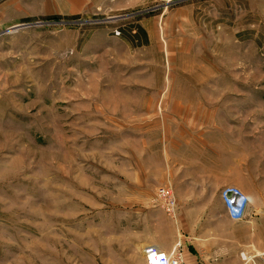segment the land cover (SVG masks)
I'll return each mask as SVG.
<instances>
[{
    "label": "rangeland",
    "instance_id": "1",
    "mask_svg": "<svg viewBox=\"0 0 264 264\" xmlns=\"http://www.w3.org/2000/svg\"><path fill=\"white\" fill-rule=\"evenodd\" d=\"M180 5L192 13L182 43L160 28L147 43L140 22L162 10L138 7L12 10L0 26V264L143 262L158 233L142 196L169 184L140 182L139 158L165 146V117L204 106L228 133L201 142L236 150L254 202L241 220L203 221L217 231L197 239L264 250V0ZM166 215L175 224L177 203Z\"/></svg>",
    "mask_w": 264,
    "mask_h": 264
},
{
    "label": "crops",
    "instance_id": "2",
    "mask_svg": "<svg viewBox=\"0 0 264 264\" xmlns=\"http://www.w3.org/2000/svg\"><path fill=\"white\" fill-rule=\"evenodd\" d=\"M48 1L52 3L56 1L60 4L56 13H50L52 9L48 8ZM154 2L155 0H3L0 3V26L6 25L10 20L12 10L24 15L27 12L76 15L82 11H123L137 7L142 9ZM161 10L158 14L149 17L147 21L140 22L141 33L145 36L147 43L157 42V28L164 29V44L174 42L170 38L174 29L180 31V35L176 37V43L184 42L187 36L182 30L192 19L189 6L175 5ZM168 53L171 54V51ZM204 108L200 110L198 107L191 111L188 109V112H180L179 119L165 117L162 120L164 123L162 135L167 139L165 146L148 149L150 155L155 156L153 159L139 158V181L143 180V175L148 176L150 173V178H157L158 184L171 185L177 203L175 224H171L165 211L156 202L155 194L147 198H144L145 195L142 196L151 212V223L153 221L151 226L158 233V238L150 239L148 244H154L165 252H169L177 244L180 245L186 264H257L255 259L250 258L253 255L251 245L214 244L212 241L203 243V240L197 239V234L205 230L199 226L203 221L218 220L226 225L231 219L226 214L219 195L220 190L229 185L239 188L247 187L245 178L235 174L242 168L241 160L237 159L234 148H206L205 143L201 142L202 138L211 140L213 133H228L220 130L217 123L213 124L214 127L212 126L214 122L211 121L215 116L212 112L211 115L207 113ZM185 124L186 127L183 126ZM199 124H204V129H201V125L199 128ZM148 160H151V163ZM146 161L149 165L145 163ZM133 166L135 167V164ZM133 175L135 178V171ZM246 194L249 196L246 211L248 215L250 209H253L254 200L251 193ZM212 228L205 231L208 234H215L217 230ZM222 232L228 234L226 228H223ZM218 233L221 234L220 231Z\"/></svg>",
    "mask_w": 264,
    "mask_h": 264
},
{
    "label": "built area",
    "instance_id": "3",
    "mask_svg": "<svg viewBox=\"0 0 264 264\" xmlns=\"http://www.w3.org/2000/svg\"><path fill=\"white\" fill-rule=\"evenodd\" d=\"M186 0H155V2L143 9L140 13H149L156 10L179 5ZM219 195L223 202L226 214L233 220L245 217L249 196L239 187L229 185L223 187ZM156 202L162 209L173 217L176 211V197L170 185H162L156 189ZM144 260L140 264H186L181 248L174 247L169 252L162 251L154 244H147L143 248ZM251 258H259L257 264H264V250L254 253Z\"/></svg>",
    "mask_w": 264,
    "mask_h": 264
},
{
    "label": "trees",
    "instance_id": "4",
    "mask_svg": "<svg viewBox=\"0 0 264 264\" xmlns=\"http://www.w3.org/2000/svg\"><path fill=\"white\" fill-rule=\"evenodd\" d=\"M54 17H59L57 15H52V16H48L47 18H54Z\"/></svg>",
    "mask_w": 264,
    "mask_h": 264
}]
</instances>
